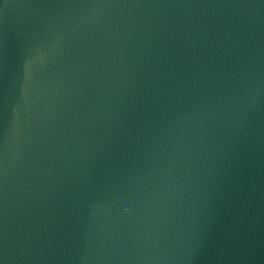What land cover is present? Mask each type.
I'll return each instance as SVG.
<instances>
[{
    "label": "water",
    "instance_id": "obj_1",
    "mask_svg": "<svg viewBox=\"0 0 264 264\" xmlns=\"http://www.w3.org/2000/svg\"><path fill=\"white\" fill-rule=\"evenodd\" d=\"M0 264H264V0H0Z\"/></svg>",
    "mask_w": 264,
    "mask_h": 264
}]
</instances>
